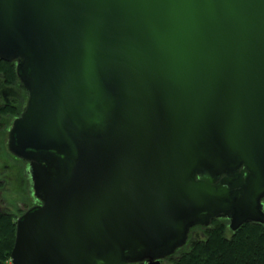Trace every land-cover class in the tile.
I'll return each instance as SVG.
<instances>
[{"label": "water", "instance_id": "1", "mask_svg": "<svg viewBox=\"0 0 264 264\" xmlns=\"http://www.w3.org/2000/svg\"><path fill=\"white\" fill-rule=\"evenodd\" d=\"M0 60L42 203L13 264H162L195 226L264 225V0H0Z\"/></svg>", "mask_w": 264, "mask_h": 264}, {"label": "rangeland", "instance_id": "2", "mask_svg": "<svg viewBox=\"0 0 264 264\" xmlns=\"http://www.w3.org/2000/svg\"><path fill=\"white\" fill-rule=\"evenodd\" d=\"M28 101L29 93L21 81L16 86H7L3 75L0 74V211L12 216L16 222L28 210L42 204L34 195L29 173L30 163L15 157L9 150L10 131L15 120L24 113ZM7 106H14L17 112L7 113ZM215 221L225 228V237L232 239L233 233L237 231L230 229V221ZM215 221L209 227H197L192 230L187 244L163 260L162 264H176L182 256L191 254L198 245L207 242ZM5 264H13L12 259Z\"/></svg>", "mask_w": 264, "mask_h": 264}, {"label": "trees", "instance_id": "3", "mask_svg": "<svg viewBox=\"0 0 264 264\" xmlns=\"http://www.w3.org/2000/svg\"><path fill=\"white\" fill-rule=\"evenodd\" d=\"M0 74L7 86L20 81L15 63L0 60ZM7 113H16L14 106ZM210 229L208 241L198 245L191 254H185L176 264H264V225L249 223L242 226L232 239L225 237V228L217 221ZM17 233V222L0 211V264L12 259ZM205 246V247H204Z\"/></svg>", "mask_w": 264, "mask_h": 264}, {"label": "flooded vegetation", "instance_id": "4", "mask_svg": "<svg viewBox=\"0 0 264 264\" xmlns=\"http://www.w3.org/2000/svg\"><path fill=\"white\" fill-rule=\"evenodd\" d=\"M195 228H197V227H195ZM195 228H192L191 231L194 230ZM191 231H190V233H191Z\"/></svg>", "mask_w": 264, "mask_h": 264}]
</instances>
